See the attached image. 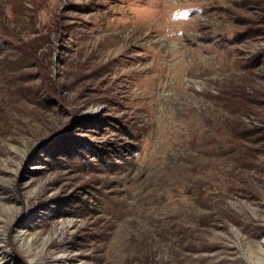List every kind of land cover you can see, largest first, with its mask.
Segmentation results:
<instances>
[{"label": "rangeland", "instance_id": "rangeland-1", "mask_svg": "<svg viewBox=\"0 0 264 264\" xmlns=\"http://www.w3.org/2000/svg\"><path fill=\"white\" fill-rule=\"evenodd\" d=\"M0 264H264V0H0Z\"/></svg>", "mask_w": 264, "mask_h": 264}]
</instances>
